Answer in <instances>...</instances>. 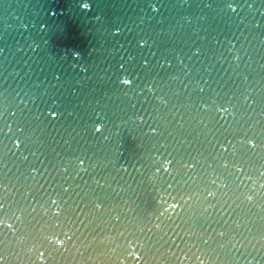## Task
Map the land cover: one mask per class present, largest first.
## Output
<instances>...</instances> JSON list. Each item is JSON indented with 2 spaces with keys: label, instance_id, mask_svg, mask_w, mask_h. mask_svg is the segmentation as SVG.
Segmentation results:
<instances>
[{
  "label": "water",
  "instance_id": "1",
  "mask_svg": "<svg viewBox=\"0 0 264 264\" xmlns=\"http://www.w3.org/2000/svg\"><path fill=\"white\" fill-rule=\"evenodd\" d=\"M0 264H264V0H0Z\"/></svg>",
  "mask_w": 264,
  "mask_h": 264
},
{
  "label": "clouds",
  "instance_id": "2",
  "mask_svg": "<svg viewBox=\"0 0 264 264\" xmlns=\"http://www.w3.org/2000/svg\"><path fill=\"white\" fill-rule=\"evenodd\" d=\"M233 10H235V9H233ZM122 82H123L124 84H126V85L130 84V81L127 80V79H124ZM100 130H101V129H100V127L98 126V127H97V131H100ZM166 171H167V169H166ZM249 199H251V197H249ZM173 207H176V205H173ZM42 256H43V254H41V258H42Z\"/></svg>",
  "mask_w": 264,
  "mask_h": 264
},
{
  "label": "snow or ice",
  "instance_id": "3",
  "mask_svg": "<svg viewBox=\"0 0 264 264\" xmlns=\"http://www.w3.org/2000/svg\"><path fill=\"white\" fill-rule=\"evenodd\" d=\"M137 259H139V257H137Z\"/></svg>",
  "mask_w": 264,
  "mask_h": 264
}]
</instances>
